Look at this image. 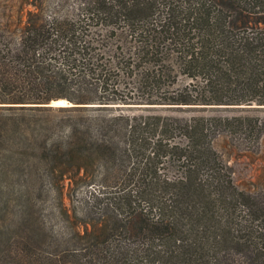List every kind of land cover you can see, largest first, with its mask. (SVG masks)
Returning a JSON list of instances; mask_svg holds the SVG:
<instances>
[{
	"label": "trees",
	"instance_id": "trees-1",
	"mask_svg": "<svg viewBox=\"0 0 264 264\" xmlns=\"http://www.w3.org/2000/svg\"><path fill=\"white\" fill-rule=\"evenodd\" d=\"M85 5L0 27V264H264V202L222 176L202 129L178 127L186 163L168 179L157 130L104 112L147 87L144 103L264 105V0Z\"/></svg>",
	"mask_w": 264,
	"mask_h": 264
},
{
	"label": "rangeland",
	"instance_id": "rangeland-1",
	"mask_svg": "<svg viewBox=\"0 0 264 264\" xmlns=\"http://www.w3.org/2000/svg\"><path fill=\"white\" fill-rule=\"evenodd\" d=\"M87 1L0 0V27L6 30L7 37L11 38L19 32L27 20L26 12L28 10L39 8L45 16L70 15L86 6ZM168 80L166 75L162 78L159 95L154 96L156 99L167 100L172 95V87ZM188 82H190L189 78L180 75L175 87ZM175 87L173 85V88ZM149 93L155 94V91L150 87L142 90L133 88L132 92L124 97L133 103L113 104L112 108L104 112L109 114L121 112L142 117L150 124L151 131L157 130L161 141L159 145L152 146L163 152L156 160L162 177L175 179L182 174L186 161L177 158L183 153L182 148L188 140V135L178 127L191 124L202 129L204 142L210 143L209 145L214 150L216 155L214 157L217 159L222 176L226 180H231L238 189L244 190L264 202V105L252 103L190 106L171 103H144L149 98ZM52 100L57 102L54 105L68 104L69 102L66 99H59L61 102H58V99ZM47 188L42 193L46 194L44 197L50 201L51 195L49 194L55 193ZM86 189L81 185H66L63 188L66 205L70 208L76 207Z\"/></svg>",
	"mask_w": 264,
	"mask_h": 264
},
{
	"label": "water",
	"instance_id": "water-1",
	"mask_svg": "<svg viewBox=\"0 0 264 264\" xmlns=\"http://www.w3.org/2000/svg\"><path fill=\"white\" fill-rule=\"evenodd\" d=\"M54 103H57L56 100H52V101L50 102L51 105H54Z\"/></svg>",
	"mask_w": 264,
	"mask_h": 264
},
{
	"label": "bare ground",
	"instance_id": "bare-ground-1",
	"mask_svg": "<svg viewBox=\"0 0 264 264\" xmlns=\"http://www.w3.org/2000/svg\"><path fill=\"white\" fill-rule=\"evenodd\" d=\"M58 102H61V100H59Z\"/></svg>",
	"mask_w": 264,
	"mask_h": 264
}]
</instances>
